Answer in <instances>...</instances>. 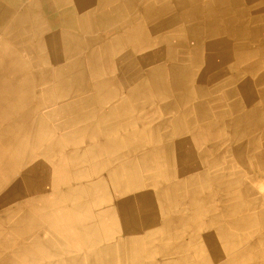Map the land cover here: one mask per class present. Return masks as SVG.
I'll return each mask as SVG.
<instances>
[{"label":"bare ground","instance_id":"6f19581e","mask_svg":"<svg viewBox=\"0 0 264 264\" xmlns=\"http://www.w3.org/2000/svg\"><path fill=\"white\" fill-rule=\"evenodd\" d=\"M188 3L0 0V264H264V23Z\"/></svg>","mask_w":264,"mask_h":264},{"label":"crops","instance_id":"0c3cea01","mask_svg":"<svg viewBox=\"0 0 264 264\" xmlns=\"http://www.w3.org/2000/svg\"><path fill=\"white\" fill-rule=\"evenodd\" d=\"M214 1L215 0H201V5H198V4H196L197 1H189L188 0V2H190V3H188V5L190 6L189 7L190 10H194L195 11L196 8L198 9V11H196V12H198L197 15L201 18V21L203 20L202 22H204L205 20L206 21H210V20H220V19H222L224 17H225L224 19H228V17H229V19H228L229 21L234 20V21L240 22L242 20L241 17H243L244 19L242 21L251 23V22H253L252 21L253 18H256L257 17L260 20V21H258V23H259L258 25L259 26L264 23V19H262V17H263V12L262 11H260L257 14L256 11L254 12L253 9H251V8L248 7V8L245 9V12L243 14L237 15V12L238 11L240 13H242L243 11L242 10H241L242 12L240 10H237L236 11V9H234L233 7H230V6L228 8H226V7H217L216 4H214ZM234 12L236 14H232ZM188 16H189V14H188ZM221 16H222V18H221ZM254 26H257V23H255ZM215 34L216 35H214L213 37H210L209 39L206 40V43L207 44H209L211 41H213L214 44H216V45L219 46L220 43L222 45L224 42H229L230 41L229 37L225 36V33H222L221 34L219 32H216ZM242 40L244 41L245 38L244 37H239V41H242ZM216 70H218V68ZM201 72H203L202 69H201ZM262 87L264 88V86L256 87L255 88V91H258V90L263 89ZM187 244L188 243H186V241H184V242H175V244L172 246V249H171L172 251L169 254V258L172 259V260H174L175 262L180 261V260H183V259L188 260V257L193 255V253H192V250L193 249L189 245H187Z\"/></svg>","mask_w":264,"mask_h":264}]
</instances>
